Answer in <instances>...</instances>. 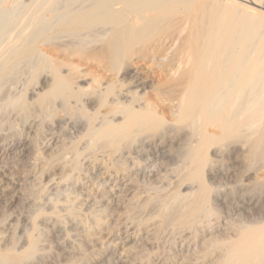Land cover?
Instances as JSON below:
<instances>
[{
    "label": "bare ground",
    "instance_id": "1",
    "mask_svg": "<svg viewBox=\"0 0 264 264\" xmlns=\"http://www.w3.org/2000/svg\"><path fill=\"white\" fill-rule=\"evenodd\" d=\"M139 61L155 70L151 76L156 82L132 72ZM88 63L95 71L83 78L79 68ZM19 71L29 73L30 79L18 78L31 81L28 99L20 90L22 94L9 96L13 83H19ZM1 101L7 107H0V120L10 106L15 110L7 111L15 112L13 117L25 127L24 148L43 139L39 161L48 165L69 155V164H62L70 171L59 174L58 181L50 178V185L72 181L80 157L97 151L111 158L117 154L120 160L129 156L127 163L109 158L107 169L149 181L164 176L167 156L177 158L174 186L168 181L172 189L159 191L157 208L155 193L142 201L143 191L135 188L131 197L141 204L133 209L143 217L125 216L119 226L127 238L146 233L150 241L160 233L174 235L180 259H169V264H264V219L246 222L239 214L244 206L261 204L244 180H253L256 164L264 172V0H0ZM57 126L70 127V136L63 138ZM5 137L0 147H7ZM238 160L247 167L243 171H235ZM7 186L0 182L1 196L8 193ZM261 187L253 189L263 197ZM231 188L239 192V204L226 208L235 193ZM94 225L102 226V219L97 217ZM8 241L0 242V264H28L39 251L40 241L30 233L20 249L14 237ZM117 243L120 251L103 264L149 262L147 251L136 254L125 248L126 240Z\"/></svg>",
    "mask_w": 264,
    "mask_h": 264
},
{
    "label": "rangeland",
    "instance_id": "2",
    "mask_svg": "<svg viewBox=\"0 0 264 264\" xmlns=\"http://www.w3.org/2000/svg\"><path fill=\"white\" fill-rule=\"evenodd\" d=\"M23 67L21 68V70L24 68L27 69L26 67H24V68ZM93 67L94 66L91 63H88L87 65L86 64L83 65V67L81 66L80 67L81 69L79 68V70H80V72L85 73L84 75H86L90 70L92 72L95 71V67L94 68ZM131 70H132V72L136 71L137 73H139V75H141V76L143 75V77H145V78L147 77L146 81L152 80V82H156L155 76H153V77L151 76L155 70H153L152 67H149L148 64L144 63L143 61L135 62L134 64H132ZM27 71H26V73H27ZM22 72L23 71H19L17 73L18 76L15 75V76H17V78L15 77L17 79L16 81L19 80L18 78H23V77L28 78L29 77L28 76L29 73L26 76V73L24 74V72H23L24 76L21 77L20 75H22L21 74ZM148 74L152 78H150V77L148 78ZM153 75H155V73ZM27 78L22 79L20 82L18 81L19 83H17V84H15L16 82L13 83V82L8 81L9 84L7 83V85L13 86V84H14V86H13L14 88L13 89L10 88L13 93L11 92V94L9 95V93L11 91L9 89V91L7 90L8 93H6V94L9 96L13 95V97H14L15 94L16 95L19 94L18 92L21 91L23 93L26 91V94L23 93L24 95H26L25 97L27 99L29 97H31L30 92H31V89L33 88V86H29L31 81L28 83L27 81L30 78H28V79ZM83 78H87V75H86V77L84 76ZM12 80L14 81V79H12ZM10 83H13V84H10ZM15 86H16V88H15ZM27 86H28V89H26ZM22 89H23V91H22ZM5 92H6V89H5ZM5 102L1 101L0 103L3 105H1L0 107H2V106L7 107V106H5L7 104ZM9 107L10 106H8L6 111H4L3 108H1L3 110V112H6L5 113L6 118L4 119V120H6L5 124L2 123L4 120H0V121H2L0 124L1 125L3 124L2 127L4 126L3 128H1V130H3V129L5 130V131L3 130L4 132L0 131V136H1L0 138L2 140V139H4V137L6 135L7 137H5V138H6L7 143H8V144H5V145H7L6 148L0 147V182L2 184V187L3 186L6 187L7 185L10 184L9 186H7V187H9L8 193L6 195H3V196L0 195V217L3 218V214H5L4 216H6V217H4L5 220L0 223V242L6 241V243L7 242L9 243L10 241H8V240H10V238L14 237L16 240L15 241V245H16L15 247L20 249L21 246L25 242L26 236L29 233L33 234L40 241L39 242L40 245H39V251H38L37 255L35 256L34 259L31 260V262L29 261L30 263L28 262V264H53V263H55V264H100V263L103 264V263L108 262L107 260H106L107 261L106 262L104 259L109 260V258H110V261L113 260V257L116 256L117 250L120 251L119 249L122 246L120 243H117V242L118 241L124 242V240H126V243H127L126 244L127 246H125V248L129 247L131 250L137 251L138 253H136V254H139L142 252L146 253V251L148 254L149 253L151 254L149 259H147V260H149V262L147 261V263H145L146 261H144V264H167V262L165 261L163 256H165V258H167L166 260H168V264H169V261L171 259L172 260L174 259L176 261H178L180 259V255H179V257L176 256V254H177L176 247L178 245L179 239L177 241V238L174 235H172V238H171V235L169 236V234H167V233H165V234L160 233L159 236H157L158 234L156 235V237L152 236L150 239L151 240L153 238L154 239H153V241L150 240L151 241L150 242L148 240V236L146 233H142L141 235H138L136 237L133 235L131 238H127L128 232L124 228L119 226L121 224V222L124 221V218L127 215L131 216V214H132V216H133V214L136 213V215H138V217L142 216V214H140L141 211L135 210V209H137V205L141 204V201L137 202L136 201L137 199L134 200L135 198L132 199V197H131L132 193H134V190L138 189V187H139L138 190H140L141 192L146 191L144 193L142 192V196H139L138 200H140L142 198L141 200L144 201V199H146L148 196L154 197L153 194L155 193L156 202L154 203L153 207L157 208L158 203L161 200L162 193L163 194L166 193L167 190L172 189V187L174 186L173 183H175V181H173V179H175V178L172 174H173V167H174V165L177 166V164H174L173 161L174 160L176 161L177 158H175L174 160H171L174 157L172 155L167 156L165 159L166 161H163V162H165V164H163V167H162L163 172L161 171V174H163L165 177L164 176L160 177V178L153 177L149 181V180H141V178H137V179L134 178L133 179L132 178L133 175L130 173H129L130 175L125 176L126 173L121 174V172H119L116 175V173L111 171V169L109 170V168H110L109 164H111V162L114 161L112 159L114 156H115L114 159L116 161H118V159H119V161H122L125 163H127L128 160L130 161V158H128L129 156L126 157V159H124L125 157H123V158L121 157V159H123V160H120V158L116 159L117 154H115L111 158L108 153L104 152V154H106V155L108 154L106 156L104 154L101 155V151H97V153H94L95 155L89 154L90 157L88 154L84 155V156H88V157H83V156L80 157L82 161H80V159H79L80 164H78L79 165L77 168L78 170L77 169L75 170L76 174L75 173L72 174L73 175L72 181L66 182V183H60L58 185H56V184L50 185V183L48 181H50L52 178H53L54 182L56 180L58 181L60 175H63L62 173H64V172L67 173V171L68 172L70 171V170H68V167H63V166H66L67 164H69V163H67L71 160L69 155H68L69 158L67 156H65V158H64L65 160L61 159V161L63 160L62 162H60L59 160H54V161L49 162L48 165L39 161L37 159V157L39 156L38 155V153L40 151L39 147H40L41 143L43 142V139L42 140L39 139L40 141H38V143H39L38 146H34L32 144V146L28 147L29 149L27 147L24 148L21 145V142L23 141L22 138L27 136L26 132H25V127H23L24 129H22V126L20 124V120H18L19 119L18 116H17V119L14 118L15 117L14 115L16 114L15 112L10 113L7 111V110H11V111L15 110V109H10L11 107L10 108ZM5 115H3V116H5ZM8 117H10V118H8ZM3 118H1V119H3ZM8 119L13 121L14 123L9 121ZM8 121L11 122L10 123L11 127H12V125L14 128L16 127L17 131L14 130V128L13 129L11 127L9 128V126H8L9 122ZM18 121H19V124H18ZM6 123H7V125H6ZM69 126L72 127L71 125H69ZM58 127H60V126H57L55 128V131L60 130V132H58V133H61L60 135H62L63 138L70 136V134L68 135V133H67L68 136H66V131L68 132L70 127H67V130H66L64 128L65 126H62V130H64V131L61 130V127L59 129H58ZM8 128L11 130L7 131V130H9ZM18 128H19V130H18ZM14 131H16V132H14ZM2 134H4V135H2ZM18 139H20L19 142H18ZM164 148L167 149V147H164ZM21 149L24 151L21 152ZM38 149H39V151H38ZM32 150H34V151H32ZM37 151H38V153H37ZM97 154L98 155L100 154L102 156V158L100 155H99L100 156L99 157ZM222 155L224 156L225 160H227L226 159L228 157L227 153H224ZM228 155L230 157L232 155V157H233V154H231V153H228ZM117 157H119V156H117ZM66 158H67V160H66ZM89 158H92V159H89ZM109 158H111V159H109ZM215 158H217V157L215 156ZM108 159L111 160V162H109ZM233 159L234 158H232L231 161H234ZM162 160H164V159H162ZM35 161H37V162H35ZM107 161H108V163H107ZM116 161H114V162H116ZM170 161H172L173 164ZM64 162H66V165H63ZM242 162L243 161H239V160L235 161V163H237L236 164L237 168L235 171H238L239 169H240V171H241V169L243 171L244 169L247 168V167L244 168V164ZM166 163H168V164H166ZM175 163H177V162H175ZM256 165H257V167L255 166L253 168V171L250 174L251 176H253V178H250V179H253V180L250 181L248 179L247 181L244 180V182L245 183L248 182V184H246V186H245L246 189L248 187L249 191H251L255 197L258 196L257 198H259V202L263 206L260 203H259L260 204L259 207H257V208H252L250 206L249 207L244 206L239 211V214H240V217L242 218V220L246 221V222H252L253 220L261 222L264 219V208H263L264 207V195H263V197L260 196L263 194L262 192H260L261 189H262V191H264L263 183H261L264 181V172H263V169L261 167V164H259V165L256 164ZM107 166L109 167L108 169H107ZM41 167H43V168L45 167L44 171L46 172V174H44V176L40 177V172L43 169ZM106 169L109 171V173ZM164 169H165V171H164ZM100 170H102V171H100ZM85 172H87V174ZM92 173H94V174H92ZM254 174L259 179L254 178V176H255ZM163 178H165V180L162 182ZM129 179L132 182L137 180L138 183L133 182V184H129V185H132L131 186L132 191H131V193H129V192L127 193V194H129V195H127L128 196L127 197V196H124V189L127 186V184L129 182H131V181H129ZM156 179H157L158 183H157ZM254 179L257 182L259 180V182H258L259 188L262 186L260 191L258 190L260 192L259 194L257 191H254L255 188H256L255 190L258 189V186H256L254 184V183L257 184V182H255ZM211 180L212 179H210V181ZM168 181H169L170 185L172 183L171 188L168 187L169 186ZM216 181H218V180L216 179ZM165 182H167V183H165ZM252 182H254V183H252ZM139 183H141V184H139ZM151 183H152V185H151ZM154 183H156V184H154ZM163 183H164V185H163ZM252 184H254L253 187L250 186ZM141 185L143 188L141 187ZM144 185L145 186L147 185V186L145 187ZM48 186H49V188H48ZM103 186H105V188ZM160 186L162 188H160ZM144 187H145V189H144ZM147 187L152 190L149 192V194L147 192V191H149ZM152 187L156 189V190L154 189L155 192L153 191ZM157 188L158 189L160 188V189L158 190ZM161 189H165L164 190L165 192L160 193ZM229 191H230V188H229ZM231 191L235 192L236 190L231 188ZM239 191L242 193L241 190H239ZM158 192L160 193V195L157 194ZM238 193L235 192L230 197L229 201L231 200L230 201L231 204H228L227 206H225V204L223 203L226 208H228L229 205H231V207H232V206L239 204V200H238L239 197L237 196ZM72 195H73L72 201L74 200V202L75 201L76 202L72 203V201H71L72 205L67 204L68 201L70 202ZM105 195H107V196H105ZM113 196H115V197H113ZM120 196H122V198ZM68 197H69V199L67 201ZM115 198H117V200H115ZM128 198L131 200H134L136 202L135 203L136 206H135V204L134 205L132 204L135 207H132L131 203L129 202L130 200L128 201ZM76 199L79 201H77ZM235 199H236V202H235ZM108 200L110 201L109 204H108V202H109ZM121 200H122V203H120ZM123 200H124V202H123ZM219 202H221V201H219ZM230 202H227V203H230ZM137 203H139V204H137ZM156 203H157V205H156ZM106 204H107V207L105 206ZM129 204L131 206H129ZM70 205L73 207H71ZM66 206L69 208L71 207V208L69 209ZM242 206H243V204H242ZM153 207H152V210H154ZM219 207H223V206L220 205ZM133 208H135V209H133ZM250 208H251V210H250ZM260 208H261V210H260ZM65 209H67V210H65ZM72 209H73V211H75V214H72L73 213V211L71 212ZM103 209H104V211H103ZM152 210L149 209V211H152ZM137 212H139V213L137 214ZM148 213H149L148 210H146L145 212H143V215L145 216ZM97 217H100V219H102V221H103V225L100 227L94 225L95 219ZM102 217L104 218L105 222H104ZM1 218H0V220H1ZM144 231H146V230H144ZM88 234H90V235H88ZM87 235L89 237H87ZM145 238H147V239H145ZM147 240L149 241V243ZM144 241L147 242L146 245H145V243L143 244ZM113 244H115V245H113ZM174 249H175V251H173ZM175 252H176V254H175ZM113 253H115V254L113 256H111ZM166 255H168V256H166ZM111 257H112V259H111ZM131 263H134V262H130L129 264H131ZM141 264H143V263H141Z\"/></svg>",
    "mask_w": 264,
    "mask_h": 264
}]
</instances>
